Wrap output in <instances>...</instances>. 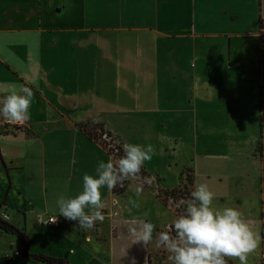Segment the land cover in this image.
<instances>
[{
	"label": "crops",
	"instance_id": "0c3cea01",
	"mask_svg": "<svg viewBox=\"0 0 264 264\" xmlns=\"http://www.w3.org/2000/svg\"><path fill=\"white\" fill-rule=\"evenodd\" d=\"M262 21L264 0H0V103L12 87L35 93L20 129L0 121V217L23 229L38 253L65 259L67 236L78 227L67 228L72 220L56 201L80 193L83 175L96 176L100 161H113L77 128L99 117L123 149L154 146L143 167L161 189L175 187L189 170L191 192L207 184L214 207L238 209L262 237ZM100 192L108 242L99 244V221L96 233L79 238L112 255L121 246L128 264H147L157 243L135 242L130 227L150 221L135 213L130 198H154V230L177 216L140 182L117 199L120 210L111 207L106 186ZM49 216L64 221L43 226ZM17 245L8 252L20 251ZM135 246L142 248L138 258L130 253ZM10 253L0 254L1 264ZM247 264H264V242Z\"/></svg>",
	"mask_w": 264,
	"mask_h": 264
},
{
	"label": "clouds",
	"instance_id": "9594fccd",
	"mask_svg": "<svg viewBox=\"0 0 264 264\" xmlns=\"http://www.w3.org/2000/svg\"><path fill=\"white\" fill-rule=\"evenodd\" d=\"M34 96L30 87L24 86L19 91L10 88L0 103V116L9 122L24 124L30 119L29 109ZM93 122L99 123V117ZM154 154L155 148L151 144H125L124 155L118 160L100 161L96 176L83 175L80 193L74 197L59 195L58 212L66 219L76 221L85 231L93 229L97 221L105 220L100 189L106 186L111 191L117 186L122 187L125 180L140 174L145 161H150ZM140 192L141 189H137V196ZM213 199L214 193L208 185L198 184L191 192V198L183 201L185 214L177 217L168 231L158 234L157 247L168 251L171 264H227L225 257L247 264L248 255L259 246L262 237L253 231L242 213L230 206L214 207ZM129 203L139 207L136 200L130 198ZM154 228L153 223L144 221L130 227V231L136 236L135 242L148 244L153 239ZM173 231L174 235L171 234Z\"/></svg>",
	"mask_w": 264,
	"mask_h": 264
},
{
	"label": "rangeland",
	"instance_id": "374dc122",
	"mask_svg": "<svg viewBox=\"0 0 264 264\" xmlns=\"http://www.w3.org/2000/svg\"><path fill=\"white\" fill-rule=\"evenodd\" d=\"M112 137L114 138L113 135H112ZM101 141L104 143H107V142H109V139L108 138H106V139L102 138ZM99 143H100V141H99ZM118 143H120V142L115 137V139L112 140V144L117 145ZM101 145L103 148H105L103 146V144H101ZM149 181H151V182L149 183ZM131 182H134V183L140 182L145 188H147V189L151 190L153 193H155V196L157 194V191L161 189L158 182H156L155 179H150L149 175L143 180L136 179L135 177H130L128 179V183L126 184V189H127L128 184ZM168 183H169V181H168ZM183 185L187 186L188 195H185V193H183V194L180 193V195L178 196V198H176L175 201L168 199L167 202L165 203L167 210H169L174 216H177V217L185 214L186 205L183 203V201L189 199V196L191 194V191L189 188L190 185L188 184L187 180L183 181ZM126 189H125V192L121 195H116V194L111 193V197L113 199L112 202H111V200L109 201L111 207L120 210V207L118 205L119 200H117V199L118 198H124V196L126 194ZM158 200L161 202L160 199H158ZM136 201H138L139 207L138 208L134 207L135 213H137L140 216H146L148 221L154 222L155 220H154V218L151 217V214H150V213H153L156 209V208H154V206H155L154 198H150L149 200L143 198V199L136 200ZM121 209H123L122 205H121ZM101 211H102V213H107V208L104 207ZM4 220H6V219H4ZM10 220L12 221V217ZM158 220L159 219H157L156 221H158ZM76 224H77L76 221H70L69 223L66 224V226L70 230V229H73ZM107 228H108V224L103 223V222L100 224V227L98 230V234H99L98 237L100 239V241H99L100 245L103 244V242H108L107 239H109L110 231ZM169 228H170V226L156 228V230L153 231V238H155V241H157L158 234L161 231H168ZM116 229H118V228L115 227V229L113 230L114 237L117 236ZM91 230H92V232L96 233L97 232L96 226H94V228ZM88 232H90V230H88ZM171 234L174 235L175 234L174 231ZM85 235H86V231L84 229H82L81 227H78V234H77V231L73 230L67 236L68 242H67L66 247L63 250L62 254L64 255V258L68 261L69 264H105L106 262L103 261L102 258L106 257L107 254L109 255L108 258L110 259L109 262H112L113 264H128L126 262L127 260H124V254L122 253L123 250H122L121 246L116 245V247H119L121 250H118V248L115 247V254L112 255L111 252H108V253L104 252V250H105L104 247L102 248L101 246L91 244V243H94L93 241L90 244L86 243L85 241H81L82 239L85 238ZM79 237L82 239H80ZM17 244L18 243L13 236L0 234V254L3 253L4 251L6 253H10V251L8 252L9 245H12V247L14 248V247H18ZM155 244L156 243H154V241L150 242V245H152V246ZM121 245H122V243H121ZM36 248L37 247L32 248V249H34L33 252H35V253L40 252V250L36 251ZM130 248H131L130 253L132 255H134L136 258H138L141 255L142 248H140V246H135V247H130ZM20 251H21V249H20ZM107 251H108V249H107ZM9 255L10 254H8L7 256H9ZM168 255H169L168 251L166 249H164L163 247H157L156 246V248H151L149 250V253H148L147 264H171V262L168 260ZM131 258H132V256H131ZM8 260H9L8 262L2 261V264H32V263L25 261V259L22 257V255L15 258V260L14 259L13 260L8 259ZM109 262L107 264H110Z\"/></svg>",
	"mask_w": 264,
	"mask_h": 264
},
{
	"label": "trees",
	"instance_id": "16d2710c",
	"mask_svg": "<svg viewBox=\"0 0 264 264\" xmlns=\"http://www.w3.org/2000/svg\"><path fill=\"white\" fill-rule=\"evenodd\" d=\"M77 128L93 141L98 143L100 141V143L103 144V146L105 147L104 150L106 151V153L110 155L114 161L118 160L120 157L124 155V149L121 143H118L117 145L112 144V140L115 139V137L113 138L110 132L104 130L102 123H94L93 120H87L77 124ZM103 133H105L110 138L109 142L104 143L101 141V136ZM108 145H112V146H108ZM147 176L148 174L144 169V167L142 166L140 174L135 178L143 180ZM184 180H187L189 185L192 184V179L189 174V170H184L181 172L177 185L172 189L158 190L156 194V198L160 199L161 202L165 204L168 199L175 201L176 198H178V196L180 195V193L182 194L185 193V195H188L187 186L183 185ZM127 183L128 180H125L122 187L117 186L115 189L111 190V193L116 195L123 194L125 192ZM190 198H191V194L189 196V199ZM76 226L80 227L78 224H76ZM0 234L13 236L20 245V248L22 250V255L29 262L33 264H68V262L63 258L53 257V256L45 255L43 253L30 252V249H32L36 245V243L24 232L23 229L17 228L15 225L7 222L1 217H0Z\"/></svg>",
	"mask_w": 264,
	"mask_h": 264
},
{
	"label": "built area",
	"instance_id": "2783aa9c",
	"mask_svg": "<svg viewBox=\"0 0 264 264\" xmlns=\"http://www.w3.org/2000/svg\"><path fill=\"white\" fill-rule=\"evenodd\" d=\"M260 35H261V47L262 49L264 50V21L261 22V25H260ZM0 121L2 124L4 125H7L11 128H15V129H20V127H22L24 124H16V123H12V122H9L7 120H5L2 116L0 117ZM106 139L108 138L109 141H110V138L105 134L103 133L102 136H101V139ZM108 146H112V145H108ZM7 215H2V219H7L6 218ZM53 219H55L53 221ZM64 220L62 219H57V218H54V217H46V218H43L40 220V223L43 225V226H46V227H50V228H57L58 225L60 223H63ZM249 223V225L252 227V229H254V226H253V223L250 222V221H247ZM254 231V230H253ZM262 242H264V235L262 236ZM22 255V253L19 251V250H15L13 251L12 253H10L9 256H7L8 259L10 260H13L15 258H17L18 256Z\"/></svg>",
	"mask_w": 264,
	"mask_h": 264
}]
</instances>
